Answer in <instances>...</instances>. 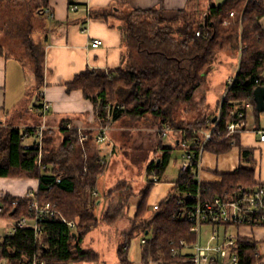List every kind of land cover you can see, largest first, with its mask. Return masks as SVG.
Masks as SVG:
<instances>
[{
  "label": "trees",
  "instance_id": "obj_1",
  "mask_svg": "<svg viewBox=\"0 0 264 264\" xmlns=\"http://www.w3.org/2000/svg\"><path fill=\"white\" fill-rule=\"evenodd\" d=\"M41 7L37 6L38 14L43 13ZM109 11L115 19L124 23L120 24V30L127 49L128 55L125 56L128 58L129 68H120L114 74L100 70L86 71L68 84V90H80L83 97L92 102L97 121L101 124L115 122L124 116L142 118L150 114L159 118L164 125L170 123L173 108L193 99L217 55L231 51L237 58V70L232 85L229 88L226 86L225 95L214 115L176 128L182 131L181 136L189 138L201 136L199 133L193 135L195 131L211 130L214 127L213 140L205 150L216 155L229 152L231 147L223 138L227 125L236 121L237 113L242 112L245 129L246 103H250L255 115H258L253 91L259 86H264V30L260 25V20L264 17V0H225L219 6H211L202 19H198L195 12L186 11H179L170 19H165L157 10H133L126 13L114 9ZM101 16L104 18L107 15ZM197 31L206 33L207 37H196ZM26 50L30 56L37 86L40 88L44 78L43 53L39 48L31 47V44L26 46ZM213 118L218 119L213 122ZM233 136L237 142L236 146H239L240 133ZM73 141L77 143L78 138L70 136L63 142L60 154H51L49 159L44 157L48 169L41 172L35 163L36 153L22 149L19 128H0V179L37 181L38 185L34 190L36 199L40 203L55 204L66 220L75 224L73 230L57 220H47L42 224V234L36 249L48 264H87L98 260L96 253L85 252L80 247L86 235L97 224L96 217L87 208V193L83 191L87 183L80 184L68 168L67 171H62L65 169L63 163L66 156L74 146ZM191 141V150L196 158L199 138ZM45 143L44 140V151ZM162 151L161 157L147 167V176L151 169H155L161 179L167 166L169 149ZM251 154L250 150L240 149V157L244 161L250 162ZM95 172L91 173L96 174ZM190 175L178 177L170 192L182 190ZM57 179H60V182L57 183ZM94 180L91 178L89 187L93 185ZM256 185L264 184L255 181L253 168L242 165L234 172L222 175L219 183H202L203 187H210L213 195L238 186ZM153 187L148 180L134 214L137 221L132 230L142 229V239H145V242L141 243V264H149L151 261L175 263L170 253V242L176 245L180 240L192 242L194 235L190 233L188 223L173 220L172 214L176 208L173 198L161 202L157 212L152 211L150 219H143L148 212L147 197ZM15 200H20V206L12 218L26 213L25 194L14 196L6 191L0 193V204L4 205L0 218L11 217L9 213ZM132 236V232L121 235V242L116 250L119 264L129 263L126 247ZM11 240L9 243L3 240L0 244V259L9 260L14 264L15 255L12 251L15 248L31 250L30 253L35 250L31 230L22 231ZM232 250L238 257V264H256L259 261L255 254L256 244L248 238L238 235Z\"/></svg>",
  "mask_w": 264,
  "mask_h": 264
},
{
  "label": "rangeland",
  "instance_id": "obj_2",
  "mask_svg": "<svg viewBox=\"0 0 264 264\" xmlns=\"http://www.w3.org/2000/svg\"><path fill=\"white\" fill-rule=\"evenodd\" d=\"M42 1L0 0V48L2 51L7 50L4 46L9 47L14 54L13 57L30 62L26 46L31 44V47L39 48L37 37L48 25L46 17L39 16L38 11H36L37 6L41 5ZM202 12V10H199L196 13L198 19L201 18ZM164 18L168 19L169 17L164 14ZM119 24L124 23L120 22ZM125 54L128 55L127 49ZM236 62L237 58L231 51L217 55L213 65L205 73L201 89L199 90L203 101L197 104L200 102V98H196L194 102L180 104L173 108L169 119L170 123H166L172 127L163 125L159 118H154L150 114L142 118L124 116L115 124H101L97 121L96 134L101 127L106 126L108 129V140L105 143L96 145L93 137L88 135L89 133L92 134V132L84 131L86 140L82 145L77 142L80 146L75 148V150L71 148L68 157L73 162L74 167L73 172L70 170V173L74 175L80 184L83 182L87 183V187H83V191L87 193V208L97 219L96 226L86 235L80 246L83 251L94 252L98 255L96 262L87 264H119L116 250L121 242V235L131 232L133 236L126 247L127 261L129 262L128 264H141L142 229L132 230L136 226L135 222L137 219H134L135 204L130 203L142 198L141 192L149 180L146 169L150 163L161 157L163 149H169L167 166L161 175L160 183L154 185L147 197L148 212L143 216V219H150L153 204L160 203L167 197L172 189L170 186L171 182H175L178 179V167L182 162L183 156V151L176 146L174 140L178 132L176 128L214 115L218 104L221 103L225 95L227 78L232 75L230 68L232 65H236ZM128 64L129 61L126 58L122 69L127 70L129 68ZM118 99L120 100V98ZM255 116L254 113L248 110L247 123L249 127L253 125ZM257 116L260 124L264 125V112H259ZM25 119L26 117L22 122H19L20 120L18 119L5 120L0 123V128L6 126L19 127L21 123L27 124L28 119ZM162 127L167 134L163 138L160 135ZM19 130L22 132V128ZM70 136L79 138L81 135L71 131V134L65 136V138H70ZM58 137L50 136L48 138L47 151H44L45 158L49 159V156L54 153L60 154L62 142L58 141ZM77 143L73 141L74 146ZM236 150L232 149L229 154L233 157ZM203 152L207 154L211 151L204 150ZM226 156L227 154L225 153L224 157ZM253 156L254 150L249 155L250 162L241 158L239 164L254 169ZM98 160L101 163H97ZM60 165L58 166L59 168ZM85 169L86 171H84ZM62 171L67 170L63 169ZM91 172H95L98 176ZM91 178L95 180L93 185L89 187ZM93 192H97L98 195L93 196ZM11 221L9 218H0V244L11 227ZM206 231L207 233L203 229L201 235L202 246L206 245L210 236V230L207 229ZM224 231L225 229L221 227L220 233L223 234ZM228 231L230 233L237 232L234 228ZM159 262L163 261H151L149 264H160ZM259 262L257 261L256 264H259ZM8 263L7 260L0 259V264Z\"/></svg>",
  "mask_w": 264,
  "mask_h": 264
},
{
  "label": "crops",
  "instance_id": "obj_3",
  "mask_svg": "<svg viewBox=\"0 0 264 264\" xmlns=\"http://www.w3.org/2000/svg\"><path fill=\"white\" fill-rule=\"evenodd\" d=\"M224 1L77 0L76 4L79 8L71 12L69 11L71 0H43L41 10L49 9L52 14L51 18L43 13L38 14L46 17L48 21L47 27L37 37L39 50L43 53V84L38 88L31 61L25 62L13 57L11 49L4 46L8 52L2 49L0 52V123L13 119L22 122L26 117L27 124L21 123L19 127L17 126L22 130L26 126L44 123L46 126L45 148L50 136H59L58 141L62 142L60 145L62 146L68 139L65 136L71 134V131L66 129L67 124L83 128V132H92L88 135L93 137L94 141L98 124L95 106L83 97L80 90H68L67 86L77 75L86 71L100 70L114 74L123 67L127 58L125 41L120 30V22L110 15L109 10L114 9L118 12L157 10L162 16L166 14L168 19L174 17L179 11L197 13L202 10L200 18L202 19L211 6H219ZM101 14L107 16L103 18ZM260 25L264 30V17L261 18ZM93 40L101 41L102 45L93 46L91 43ZM236 70V65H232L230 68L232 75L227 80L234 76ZM201 86L188 103L194 102L196 98H200L197 104L203 101L199 92ZM39 91L43 93V99L49 104V109L44 116L34 110ZM246 110V124L245 129L240 133L239 146L230 149V151L237 149L233 157L229 154L230 151L226 153V157H224L225 154L216 155L212 152L201 154L198 174L201 182L219 183L222 175L230 174L238 169L241 161L240 149L243 148L251 152L254 150L255 181L264 184V142L260 141V135L256 133L264 131V125L260 124L259 117L256 115L253 125L249 127L248 110L251 113H254V110L253 107ZM119 120L110 124H115ZM181 132H177L174 138L175 143ZM78 143L72 147L74 150L82 145ZM68 156L63 163V168L73 172V162ZM175 182H171V188ZM37 185L35 180L0 179V193L7 191L14 196H21L30 190H35ZM132 203L135 204L136 211L139 199L130 204ZM156 204L159 203H154L153 206ZM236 233L255 242V254L260 261L259 264H264V227L240 228Z\"/></svg>",
  "mask_w": 264,
  "mask_h": 264
},
{
  "label": "built area",
  "instance_id": "obj_4",
  "mask_svg": "<svg viewBox=\"0 0 264 264\" xmlns=\"http://www.w3.org/2000/svg\"><path fill=\"white\" fill-rule=\"evenodd\" d=\"M76 1L71 0L69 11L75 12L78 10L79 6L76 4ZM43 14L48 18L52 17L49 9H44ZM232 15L233 13L230 14V16ZM195 35L196 37H207L206 33L200 31H197ZM91 43L93 46L102 45V42L99 40H93ZM233 80V76L227 80V88L232 85ZM251 107L250 103L245 104L246 109ZM48 109L49 104L43 99V93L39 91L34 110L40 113L41 116H44ZM243 117L244 114L238 112L237 120L231 122L226 127V135L223 138L230 147H235L237 143L233 135L241 133L244 130ZM217 119L215 118V121ZM206 123L210 124L208 120ZM66 129L81 135L79 136L80 143L86 140L83 128L67 124ZM213 131L214 127L211 130L195 131L192 133L193 135L199 133L201 136H189V138L187 136L177 137L176 146L183 151L182 162L178 167V177L184 178L188 174L191 175L184 188L180 191L170 192L165 202L171 198L174 199L176 208L172 214V218L175 221H185L189 224V231L194 235V241L186 242L185 240H180L177 245L174 242H170V253L175 263L163 261L159 262L160 264H238V257L232 249L239 234L230 233L228 230L231 228L238 230L240 228L252 229L264 227V185L253 187L238 186L215 195L211 194L209 186H202L203 182H201L198 176L200 157L206 146L212 142ZM45 132L46 126L44 123L26 126L20 132L22 149L25 152L33 151L36 153L35 163L41 172H46L48 169V165L44 162ZM107 133V127H101L96 136H94L95 144L105 143L108 140ZM256 133L260 135V141L264 142V131H257ZM160 135L162 138L167 135L163 127L160 130ZM196 137L199 138V149L195 158L194 152L191 150L193 144L191 140ZM97 163H101V161L98 160ZM148 178L153 185H157L161 181L155 169H151L148 172ZM56 182H60V179H57ZM92 195L97 196L98 194L97 192H93ZM25 199L26 213L17 218H12V215L20 206V200H15L12 203L9 213V216H11L9 219L12 220L11 227L3 240L9 243L18 233L31 230L34 244L33 249L35 248V250L33 253H30L31 250L18 249V247L17 249L13 248L12 253L15 255L14 264H48L36 249L42 234V224L47 220H57L67 225L71 230L75 228V224L67 221L55 204L51 202L40 203L36 199V191L34 190L27 192ZM159 205L160 203L153 206L154 212H157ZM3 208L4 205L0 204V212L3 211ZM221 227L225 229L223 234L220 233ZM203 229L205 233H207V229L210 230V236L205 246L201 245ZM144 242L145 239H142L141 243ZM7 261L9 262L8 264H13L9 260ZM67 264L85 263L70 262Z\"/></svg>",
  "mask_w": 264,
  "mask_h": 264
},
{
  "label": "water",
  "instance_id": "obj_5",
  "mask_svg": "<svg viewBox=\"0 0 264 264\" xmlns=\"http://www.w3.org/2000/svg\"><path fill=\"white\" fill-rule=\"evenodd\" d=\"M253 101L255 103L256 111L264 112V86H259L253 91ZM215 121V118H213Z\"/></svg>",
  "mask_w": 264,
  "mask_h": 264
}]
</instances>
